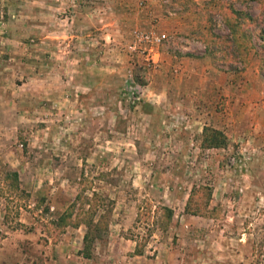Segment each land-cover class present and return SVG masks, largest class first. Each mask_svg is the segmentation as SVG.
Masks as SVG:
<instances>
[{"label":"rangeland","instance_id":"obj_1","mask_svg":"<svg viewBox=\"0 0 264 264\" xmlns=\"http://www.w3.org/2000/svg\"><path fill=\"white\" fill-rule=\"evenodd\" d=\"M211 1L0 0V264H264V7L240 65Z\"/></svg>","mask_w":264,"mask_h":264},{"label":"trees","instance_id":"obj_2","mask_svg":"<svg viewBox=\"0 0 264 264\" xmlns=\"http://www.w3.org/2000/svg\"><path fill=\"white\" fill-rule=\"evenodd\" d=\"M246 1V0H243ZM264 7V0H257ZM213 8L217 14L224 18V21L229 29V32L224 39L227 41L229 46V56L233 59H237L240 65H244V56L248 53V50L255 47L251 40L254 33L257 31H263L256 23L255 17L242 14L240 10L234 7V2L223 4L217 0L208 2L207 5L203 6V10ZM257 55L261 59L262 71L264 73V48L262 45L259 49L256 48ZM236 70V68H231ZM203 136H205V142L208 147H223L226 144L225 135L215 128L205 126L203 128ZM198 194L210 195L209 188L201 186L200 188L192 189L189 193V197L186 204V210L188 214L197 215L200 210L195 207L198 204ZM72 205V204H71ZM193 207L191 208V206ZM205 209V208H202ZM171 217V213L169 215ZM87 231L84 235V241L88 242L90 229H96L98 227L97 222H94L92 216L87 218Z\"/></svg>","mask_w":264,"mask_h":264},{"label":"built area","instance_id":"obj_3","mask_svg":"<svg viewBox=\"0 0 264 264\" xmlns=\"http://www.w3.org/2000/svg\"><path fill=\"white\" fill-rule=\"evenodd\" d=\"M164 36V35H163Z\"/></svg>","mask_w":264,"mask_h":264}]
</instances>
